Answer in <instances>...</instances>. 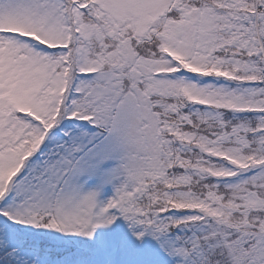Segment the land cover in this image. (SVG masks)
<instances>
[{"label": "snow or ice", "instance_id": "1", "mask_svg": "<svg viewBox=\"0 0 264 264\" xmlns=\"http://www.w3.org/2000/svg\"><path fill=\"white\" fill-rule=\"evenodd\" d=\"M0 264H264V0H0Z\"/></svg>", "mask_w": 264, "mask_h": 264}]
</instances>
